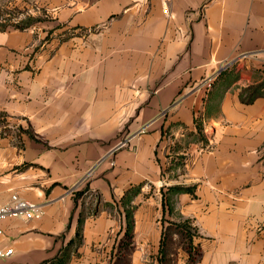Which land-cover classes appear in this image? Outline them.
<instances>
[{
	"label": "crops",
	"instance_id": "obj_1",
	"mask_svg": "<svg viewBox=\"0 0 264 264\" xmlns=\"http://www.w3.org/2000/svg\"><path fill=\"white\" fill-rule=\"evenodd\" d=\"M32 2L39 28L0 30V206L42 215L0 221V264L78 229L67 264L120 245L128 264H264V90L241 99L264 81V0Z\"/></svg>",
	"mask_w": 264,
	"mask_h": 264
},
{
	"label": "rangeland",
	"instance_id": "obj_2",
	"mask_svg": "<svg viewBox=\"0 0 264 264\" xmlns=\"http://www.w3.org/2000/svg\"><path fill=\"white\" fill-rule=\"evenodd\" d=\"M43 20H48V13L45 10H42L38 8L36 5H34L32 0H0V30H5L7 28H19V29H23L27 27L39 28L40 27L39 22ZM234 67L235 66H233V68ZM235 69L236 68H234L233 71ZM220 77L221 74L217 77V79ZM227 81L229 83L230 81H232V79L230 78ZM263 84L264 81L259 83L258 85L257 84L253 85V87L260 86ZM244 89L246 90V88ZM6 122H7L6 116L0 113V129H2L3 132L7 131L8 133H12L13 131H16L15 128L9 127L10 125H8V123ZM123 247H124L123 245L119 246V250L116 252L117 257L114 261L110 259L104 262V260H102L101 263L97 262L96 264H124V263L128 264L129 248H123ZM143 258L141 259L142 264L144 262Z\"/></svg>",
	"mask_w": 264,
	"mask_h": 264
},
{
	"label": "built area",
	"instance_id": "obj_3",
	"mask_svg": "<svg viewBox=\"0 0 264 264\" xmlns=\"http://www.w3.org/2000/svg\"><path fill=\"white\" fill-rule=\"evenodd\" d=\"M246 56L244 57V59ZM225 66H220L214 73L213 77L206 83L208 87H211L213 81L224 71ZM243 69V67L241 68ZM200 114H197L196 119H200ZM204 125V122H203ZM37 206L29 201L19 198L17 195H13L10 202L0 206V221L8 217H24L27 219L40 218L41 213L36 212ZM3 230L0 227V237L3 235ZM13 254V249L1 250L0 260L9 258Z\"/></svg>",
	"mask_w": 264,
	"mask_h": 264
},
{
	"label": "trees",
	"instance_id": "obj_4",
	"mask_svg": "<svg viewBox=\"0 0 264 264\" xmlns=\"http://www.w3.org/2000/svg\"><path fill=\"white\" fill-rule=\"evenodd\" d=\"M253 87V86H251ZM248 87L242 90L241 92V99L244 103H252L257 97L263 95V90H264V84L260 86H255L253 88ZM196 128H197V137L196 139L204 140V134H203V122L200 119H196ZM182 191H189V189H179ZM82 243V235H81V229H78L76 238L69 242L68 247L62 252L56 256L55 258L44 262L43 264H67V258H68V251L72 249L73 247H78ZM75 247V248H76Z\"/></svg>",
	"mask_w": 264,
	"mask_h": 264
}]
</instances>
